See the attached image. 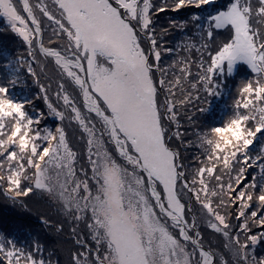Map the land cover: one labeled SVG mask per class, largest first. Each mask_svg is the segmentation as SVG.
<instances>
[{
	"label": "snow or ice",
	"instance_id": "snow-or-ice-1",
	"mask_svg": "<svg viewBox=\"0 0 264 264\" xmlns=\"http://www.w3.org/2000/svg\"><path fill=\"white\" fill-rule=\"evenodd\" d=\"M217 4L0 0L23 46L0 65V195L51 208L39 215L57 235L67 224L65 264H264V0ZM193 8L207 16L157 27ZM238 62L254 76L231 115L197 127ZM29 79L38 94L21 98ZM45 251L0 230V264H53Z\"/></svg>",
	"mask_w": 264,
	"mask_h": 264
},
{
	"label": "trees",
	"instance_id": "trees-1",
	"mask_svg": "<svg viewBox=\"0 0 264 264\" xmlns=\"http://www.w3.org/2000/svg\"><path fill=\"white\" fill-rule=\"evenodd\" d=\"M229 2L232 3L233 0H218L217 8L221 11H225L229 6ZM194 15H201L206 17L207 13L203 12L200 9L194 8L182 9L179 12L170 10L166 13H161L158 16L157 25L162 26L163 23H166L167 25L165 27H167L169 25V21L185 22L189 21ZM194 32L195 28L190 23L189 27L185 30V32H181L180 30H174L170 34H166L164 39L167 46L174 47L177 43L181 42L185 33L191 36ZM0 36L3 39L6 38L2 30H0ZM181 55H185V53L182 52ZM193 56H195V53H193ZM165 59L169 60L172 59V57L165 54ZM248 67V65L241 63L237 66L234 74L232 73L231 75H228L226 72L223 77H218V80L223 83V100H220L219 102L215 103L214 101L220 98V96L212 98L211 108L209 112L205 114H198L199 124L197 125V127H206L209 125L220 126L225 123L226 119L232 113V104L234 99L238 98L237 93L234 92L235 88L237 87L241 79H243V81H248L254 76V73ZM0 206H2L1 212L4 213L6 217L16 220L22 229H24L26 232H31L32 235H34V239H37L42 244H44L46 249V256L50 251L52 253L51 257H58L63 261V264H65V251L61 253L51 248H53L58 241L64 242L63 244L67 245V248L72 246L73 241L71 240L67 224H65V232L62 235H57L54 232L50 231L49 228L46 229L44 224H41L40 222L42 220L40 219L39 214L48 215L54 220L58 218L51 208H36L35 206L30 205L29 207L32 210H25L24 208H21L18 205L15 206L13 204H10V202L6 201L2 195H0ZM12 207H15V211H11ZM45 230L48 231L44 233ZM208 239L210 241L209 237ZM221 244L222 243L214 246L220 247Z\"/></svg>",
	"mask_w": 264,
	"mask_h": 264
},
{
	"label": "rangeland",
	"instance_id": "rangeland-1",
	"mask_svg": "<svg viewBox=\"0 0 264 264\" xmlns=\"http://www.w3.org/2000/svg\"><path fill=\"white\" fill-rule=\"evenodd\" d=\"M230 4H231V2H229V5ZM197 16H201V15H197ZM201 17H205V16H201ZM201 22H203V21H201ZM166 25H167L166 23H163L162 26L157 25V27H165ZM5 29H6V25H5L4 19L2 17H0V30H2L3 34L6 36V38H4V39L0 36V65H3L4 63H6V60L4 58L5 52H7L10 56H15L18 51H23L22 42L20 41L19 37H17L15 34L11 33L10 30H5ZM241 63L248 65L245 62H238L235 65V68L232 72L233 74L235 73L237 66ZM248 68L251 70L250 67H248ZM2 71H3V68L0 67V72H2ZM242 81H243V79L240 80L239 84L235 88V90H234L235 93H237V89L239 88ZM27 83L29 85L28 89L18 87L16 90H14V93L18 96H21V98L25 94H28V95L38 94V89L31 84L30 79L27 81ZM220 100H223L222 94L220 95V98L216 99L214 102L217 103ZM34 107L36 109V113L47 111L46 106L39 99L35 100ZM36 113H30V114L35 115ZM58 125H59L58 120H56L53 117H48L42 123L41 127H47L50 130L54 131ZM253 148H254V151H258L259 150V142L257 145H254ZM1 209H2V206H0V230L7 229L9 232V235L17 236V238L21 241L22 244L25 242H31L34 239V235H32L31 232H29V231L26 232L24 229H22L16 220L6 217L4 215V213L1 212ZM11 211H15V207H12ZM40 222H41V224H43L42 221H40ZM45 228L47 229L46 226H45ZM47 231L48 230H45L44 233H46ZM209 238H210V241L213 242L214 245H219L220 243H222V240L219 237L209 236ZM63 243L64 242L58 241L56 243V245L51 249H55V250L63 253L64 249L67 248V245H65ZM51 259L53 260V264H55L56 261H59L60 264H63V261L61 259H59L58 257H51Z\"/></svg>",
	"mask_w": 264,
	"mask_h": 264
}]
</instances>
